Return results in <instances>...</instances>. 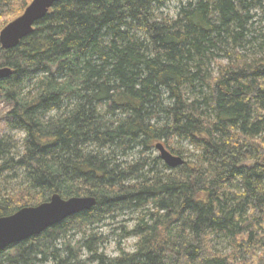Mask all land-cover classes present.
<instances>
[{"label":"trees","instance_id":"obj_1","mask_svg":"<svg viewBox=\"0 0 264 264\" xmlns=\"http://www.w3.org/2000/svg\"><path fill=\"white\" fill-rule=\"evenodd\" d=\"M168 1L60 0L0 45L4 118L23 133L17 157L0 138V217L97 199L0 264H264V0H188L176 17ZM31 2L0 0V31ZM159 141L185 163L165 164ZM129 213L117 229L135 249L108 256L100 224Z\"/></svg>","mask_w":264,"mask_h":264},{"label":"water","instance_id":"obj_2","mask_svg":"<svg viewBox=\"0 0 264 264\" xmlns=\"http://www.w3.org/2000/svg\"><path fill=\"white\" fill-rule=\"evenodd\" d=\"M60 0H32L25 11L9 22L0 31V45L3 49H12L34 31L35 24L43 19L50 9ZM12 69L0 66V81L9 77ZM155 148L165 164L176 168L185 163V159L173 154L162 142ZM97 203L94 196H73L63 198L53 194L46 202L36 206H25L13 214L0 217V252L12 244L22 242L32 236L39 235L70 216L91 209Z\"/></svg>","mask_w":264,"mask_h":264},{"label":"rangeland","instance_id":"obj_3","mask_svg":"<svg viewBox=\"0 0 264 264\" xmlns=\"http://www.w3.org/2000/svg\"><path fill=\"white\" fill-rule=\"evenodd\" d=\"M187 1L188 0H183L181 2L178 0H170L159 8V12L160 14L168 15L170 17H176L181 6L186 4ZM6 110L7 104L0 99V138H3L4 143L10 146L14 157H17L22 150L23 133L20 131H12L7 126L4 118ZM176 145H182L183 148L188 150L191 148L187 142L177 143ZM154 154L159 156V151L156 148ZM4 174H8L9 177L7 180L1 181L2 186H8L15 189L21 185V178L19 175H13L20 174V172L6 171ZM137 216L138 213H129L128 215L115 217V219L109 218L100 224L102 226L100 230L104 232L108 239L103 247V251L108 256H118L121 253V250L126 252L134 251L137 237L128 236L126 238H122L120 236L121 231H119L117 228H120V226H122L121 224L125 223L128 226L127 228L130 229L135 224ZM213 244L217 249H220L223 252H229L228 242L223 237H215Z\"/></svg>","mask_w":264,"mask_h":264}]
</instances>
